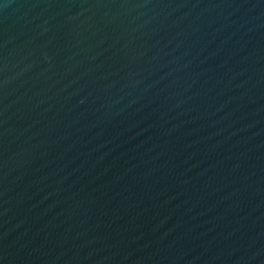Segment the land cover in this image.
Instances as JSON below:
<instances>
[{
	"label": "water",
	"instance_id": "water-1",
	"mask_svg": "<svg viewBox=\"0 0 264 264\" xmlns=\"http://www.w3.org/2000/svg\"><path fill=\"white\" fill-rule=\"evenodd\" d=\"M0 264H264V0H0Z\"/></svg>",
	"mask_w": 264,
	"mask_h": 264
}]
</instances>
